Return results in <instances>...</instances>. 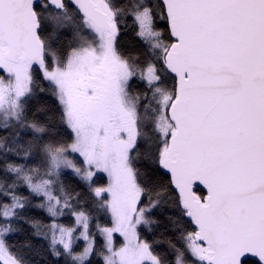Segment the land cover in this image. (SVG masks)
Returning a JSON list of instances; mask_svg holds the SVG:
<instances>
[{"label":"snow or ice","instance_id":"obj_1","mask_svg":"<svg viewBox=\"0 0 264 264\" xmlns=\"http://www.w3.org/2000/svg\"><path fill=\"white\" fill-rule=\"evenodd\" d=\"M0 264H264V0H0Z\"/></svg>","mask_w":264,"mask_h":264}]
</instances>
